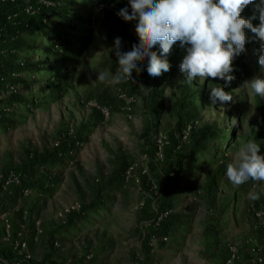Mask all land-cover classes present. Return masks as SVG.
Segmentation results:
<instances>
[{
	"label": "rangeland",
	"instance_id": "1",
	"mask_svg": "<svg viewBox=\"0 0 264 264\" xmlns=\"http://www.w3.org/2000/svg\"><path fill=\"white\" fill-rule=\"evenodd\" d=\"M4 3H20L30 16L44 8L48 36L62 31L85 41L56 54L49 39L28 33L18 49L20 35L7 34L17 17L0 22V264H219L212 250L219 244L237 246L241 264H255L254 251L264 257V183L235 187L226 177L249 140L264 155V98L238 89L264 78L262 42L249 29L227 86L218 77L182 82L187 46L180 42L167 57L170 71L155 78L133 71L135 83H114L115 38L121 51L139 43L136 22L117 15L124 7L131 12L128 0ZM257 3L241 13L255 14L254 26ZM100 72L107 79L99 80ZM210 83L233 100L212 104ZM207 127L221 136L175 170L176 155L194 153L195 134ZM65 143L68 156L28 168ZM251 190L258 200L248 198Z\"/></svg>",
	"mask_w": 264,
	"mask_h": 264
},
{
	"label": "clouds",
	"instance_id": "2",
	"mask_svg": "<svg viewBox=\"0 0 264 264\" xmlns=\"http://www.w3.org/2000/svg\"><path fill=\"white\" fill-rule=\"evenodd\" d=\"M128 4L131 12L124 7L117 15L126 22H136L139 43L133 44L130 51H121V38H115L113 48L118 69L112 82L135 83L133 71L137 75L146 71L152 78L170 71L167 57L173 45L180 42V47L187 46L179 65L185 77L182 82L192 85L198 80L204 85L206 78L218 77L227 86L235 79L231 74L234 57L246 50L244 29H249L262 42L258 63L264 72V0L254 6L259 13L258 26L252 23L255 14L248 19L241 17L245 7L254 4V0H128ZM157 45L159 53L153 51ZM143 61L147 62L146 69L139 67ZM98 79H107V74L100 72ZM209 87L212 104L233 100L232 92H226L223 86L210 83ZM151 89L143 88L145 92ZM238 89H247L249 95L264 98V78L246 80ZM260 151V144L249 140L235 154L226 169V177L233 186L250 181L264 183V155H260ZM248 198L256 201L260 194L251 190Z\"/></svg>",
	"mask_w": 264,
	"mask_h": 264
},
{
	"label": "trees",
	"instance_id": "3",
	"mask_svg": "<svg viewBox=\"0 0 264 264\" xmlns=\"http://www.w3.org/2000/svg\"><path fill=\"white\" fill-rule=\"evenodd\" d=\"M101 2L104 3H110L113 0H100ZM21 9H23L22 5L20 3H4L0 5V22L2 24H7V19L10 16H16L17 17V23L15 26L11 24H7V34H9L10 37H14L17 34L20 36L18 37V49H23L26 48L23 46V36L31 33V34H36V33H41L44 36L45 40H48V43L50 44L51 49L59 48V50L56 52V54L60 53H70L73 49L74 46L77 44L82 45L83 40L85 41V38L82 39H75L73 35L70 34H65L62 31H54L51 36L47 35V12L46 9L42 8L38 14H35L33 16L25 14ZM22 11V12H21ZM21 12V13H20ZM79 58L77 55L75 56V60ZM216 81H214L215 83ZM3 103H0L2 105ZM264 116V112H263ZM220 133L216 130V128L212 127H207L202 129L199 133L195 134V150L194 153L190 151H185L178 153L176 155L177 160H176V166H174L175 170L179 169V166L182 162V160L186 157H189L193 154H197L200 151V147H202L205 142L209 139L216 140L220 137ZM71 147L67 145L66 143L63 144L62 146H59L58 149H56L54 152L51 153H45L42 155H39L34 159L32 162L28 164V168H35L36 166L39 167H48L51 163L54 161H59L61 158L64 156H68L71 152ZM165 225V223L163 224ZM51 255V254H49ZM5 256L7 258H12L13 255L5 253Z\"/></svg>",
	"mask_w": 264,
	"mask_h": 264
},
{
	"label": "built area",
	"instance_id": "4",
	"mask_svg": "<svg viewBox=\"0 0 264 264\" xmlns=\"http://www.w3.org/2000/svg\"><path fill=\"white\" fill-rule=\"evenodd\" d=\"M14 1V0H12ZM1 36V33H0ZM162 153V149H160V154ZM162 157V154H161ZM168 214L164 215V217H166ZM6 215L3 216V218H5ZM8 228L10 229V225H8ZM25 246V245H23ZM230 252V257L227 260V264H241V255H240V251L239 248L237 246H231L229 249ZM255 252V262L256 264H263L264 263V257L262 256L261 253H259V251H254Z\"/></svg>",
	"mask_w": 264,
	"mask_h": 264
},
{
	"label": "crops",
	"instance_id": "5",
	"mask_svg": "<svg viewBox=\"0 0 264 264\" xmlns=\"http://www.w3.org/2000/svg\"><path fill=\"white\" fill-rule=\"evenodd\" d=\"M212 250H213V252H215V256H216L215 259H214L215 262H220V263L223 262V264H224L227 261V259L229 257V250H228V248H227L226 245L225 246L224 245H221V244H219L218 246L217 245H214L212 247ZM161 255L163 257L166 256V254H161ZM195 264H197V262H195Z\"/></svg>",
	"mask_w": 264,
	"mask_h": 264
}]
</instances>
